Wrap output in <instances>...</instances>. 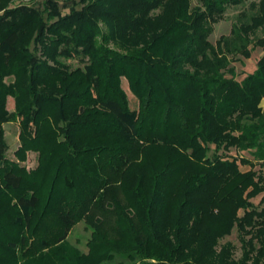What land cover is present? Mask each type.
Instances as JSON below:
<instances>
[{
  "label": "trees",
  "instance_id": "1",
  "mask_svg": "<svg viewBox=\"0 0 264 264\" xmlns=\"http://www.w3.org/2000/svg\"><path fill=\"white\" fill-rule=\"evenodd\" d=\"M13 15H35L41 55L23 22L0 36V125L13 96L17 157H39L10 161L0 129V264H264V0H42L0 26Z\"/></svg>",
  "mask_w": 264,
  "mask_h": 264
},
{
  "label": "rangeland",
  "instance_id": "2",
  "mask_svg": "<svg viewBox=\"0 0 264 264\" xmlns=\"http://www.w3.org/2000/svg\"><path fill=\"white\" fill-rule=\"evenodd\" d=\"M22 6H34L37 8L42 9V0H0V15L4 13L5 11L8 10H14L15 12ZM238 9L235 8H230L227 11V14L225 16V19L219 22L214 26V31L210 36V41L214 44L220 36L222 35H228L231 30V25L234 21V16L238 13ZM19 15V14H16ZM40 16V15H39ZM9 23L6 25H1L0 26V36L2 37L3 33L6 32L7 27L8 29L10 27H14L15 25L19 26L21 22L23 26L26 25V29L28 28V35L26 34V43L24 48H27L26 51L28 50L31 53H35L36 55H41V52L39 49L35 50L33 42H31L32 38L34 37L36 30H37V24H36V17L31 16H11L9 18ZM12 25V26H11ZM101 27L103 31H107V26L101 22ZM31 30V31H30ZM30 31V32H29ZM261 34V33H260ZM31 42V45L29 44ZM113 44H111L112 46ZM25 50H22V54L24 55ZM263 51L261 48H255L251 52V57L250 58H244V57H239L237 60H235L232 63V66L235 69L236 73V79L237 80H242L246 75L253 73L256 68H257V62L262 56ZM0 55H4L3 53H0ZM67 66L70 68H76L78 66V61L76 59L73 60H62ZM13 81V76H8L4 78V82L6 84H9L10 82ZM122 88L126 91L130 105L132 108H135L137 105V100L134 98V96L131 94L128 86V82L125 78H122ZM4 111L6 112V116L2 120V123L0 125V129L2 132V138L6 146V156L10 161H14L18 163L21 167H25L26 170H31L37 167L38 165V157L39 153L35 151H27L25 153V160H20L17 157V151L21 147V139L20 136L22 134V122L24 119V116L19 113L18 108H17V102L15 97L13 96H7L5 100V105H4ZM62 138V137H61ZM231 156L234 157H240L244 156L249 159L252 157L248 152H240L235 149H232L230 152ZM241 169L246 171L249 169L247 166H241ZM256 169H259V166H256ZM262 171L264 172V167L262 168ZM263 194L259 195L258 197L254 198L252 201L255 204H258L260 202L261 197ZM90 237V231L85 228L84 223H79L76 225L73 230L71 231L69 235V241L79 247L81 250L86 251L87 247V241ZM226 241H231L235 244L236 246V256L240 255V244L237 240V232L234 230L233 234L226 237L222 242Z\"/></svg>",
  "mask_w": 264,
  "mask_h": 264
}]
</instances>
